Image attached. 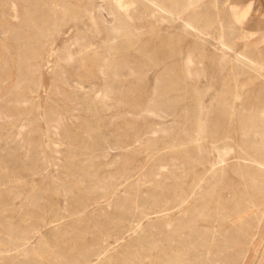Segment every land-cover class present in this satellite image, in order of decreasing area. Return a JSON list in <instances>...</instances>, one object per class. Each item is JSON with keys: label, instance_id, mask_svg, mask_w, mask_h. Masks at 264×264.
Listing matches in <instances>:
<instances>
[{"label": "rangeland", "instance_id": "374dc122", "mask_svg": "<svg viewBox=\"0 0 264 264\" xmlns=\"http://www.w3.org/2000/svg\"><path fill=\"white\" fill-rule=\"evenodd\" d=\"M51 1L0 0V264H264V31L241 30L251 5L158 0L179 14L152 17L147 0H127L131 15L114 0ZM99 3L117 14L104 21Z\"/></svg>", "mask_w": 264, "mask_h": 264}, {"label": "bare ground", "instance_id": "6f19581e", "mask_svg": "<svg viewBox=\"0 0 264 264\" xmlns=\"http://www.w3.org/2000/svg\"><path fill=\"white\" fill-rule=\"evenodd\" d=\"M6 1V0H5ZM30 1V0H29ZM53 1V0H52ZM51 1V2H52ZM97 1V0H96ZM104 1V0H103ZM107 0H105V2H106ZM109 1V0H108ZM107 1V2H108ZM112 1V0H111ZM119 6H121V8L122 7H124L125 5H126V7H124V9H123V11H121L122 12V14L123 13H127L128 15H131V13H132V9L130 8V6L131 5H133V0H131L132 2H130V3H128V1L127 0H114ZM126 1H127V3H126ZM135 1V0H134ZM140 1V0H139ZM147 1H149L151 4H152V17L154 16V13H158L159 14V17H163V13H166V14H168V16L169 15H176V16H178V14H179V12H175L174 13V11L173 10H171V9H169V8H167V7H165L166 5H163L161 2H159L158 0H147ZM191 1V0H190ZM24 2H25V0H24ZM99 2V1H98ZM101 2V1H100ZM104 2V3H105ZM137 2L138 1H136V4H137ZM37 3V2H36ZM53 3V2H52ZM65 3V2H64ZM139 3V2H138ZM167 3V2H166ZM177 3H179V2H177ZM187 3V2H186ZM185 3V4H186ZM196 3V2H195ZM47 4H48V2H47ZM115 4V3H114ZM135 4V5H136ZM168 4V3H167ZM170 4V3H169ZM188 4V3H187ZM201 4V3H200ZM199 4V5H200ZM178 5V4H177ZM227 5V4H226ZM14 7H12L13 8V13H11L13 16H15V17H18L19 16V10H18V7L16 6V5H13ZM53 6V5H52ZM58 6V5H57ZM98 6H99V9H100V12H101V16H102V18H103V20L104 21H109V16L110 17H113L114 16V14H117V13H114V12H112V11H114V10H112V11H110V10H108L109 12H105V8L103 7V3H99L98 4ZM133 7V6H132ZM47 8V7H46ZM58 8V7H57ZM119 8V7H118ZM134 8L135 9H137L135 6H134ZM227 8V7H226ZM230 8V7H229ZM238 8V7H237ZM56 9V8H55ZM48 10H50V9H48ZM65 10V9H64ZM75 10V9H74ZM144 10V9H143ZM151 10V9H150ZM229 10V9H228ZM46 11V10H45ZM118 11H120V10H118ZM175 11H176V9H175ZM47 12V11H46ZM55 12V11H54ZM139 12V11H138ZM242 12V11H241ZM240 12V13H241ZM245 12V11H244ZM48 13V12H47ZM46 13V14H47ZM50 13V12H49ZM52 13H53V11H52ZM75 13V12H74ZM82 13V12H81ZM150 12H148V13H146V14H149ZM227 13V12H226ZM243 13V12H242ZM9 14V13H8ZM41 14V13H40ZM119 14V13H118ZM139 14V13H138ZM146 14H145V16H146ZM163 14V15H162ZM165 14V15H166ZM191 14V13H190ZM11 15V16H12ZM31 15V14H30ZM45 15V14H44ZM74 15H76V14H74ZM150 15V14H149ZM160 15H162V16H160ZM188 15V14H187ZM193 15V14H192ZM199 15V14H198ZM241 15V14H240ZM47 16V15H46ZM168 16H166V19H167V17ZM195 16V15H194ZM194 16H192L193 18H194ZM229 16H230V14H229ZM246 16V15H245ZM7 17V16H6ZM37 17V16H36ZM66 17V16H65ZM117 17V16H116ZM146 17H148L149 18V16H146ZM151 17V16H150ZM158 17V18H159ZM232 17V16H231ZM231 17H229V20H230V18ZM59 18V17H58ZM119 18V17H118ZM169 18V17H168ZM199 18V17H198ZM218 18V17H217ZM14 19V18H13ZM68 19V18H67ZM115 19H117V18H115ZM128 19V18H127ZM140 19V18H139ZM153 19V18H152ZM201 19V18H200ZM233 19V18H232ZM244 19V18H243ZM16 20V19H15ZM69 20V19H68ZM73 20V19H72ZM142 20V19H141ZM194 20V19H193ZM240 20V19H239ZM130 21V20H129ZM143 21V20H142ZM145 21V20H144ZM155 21V20H154ZM164 21V20H163ZM162 21V22H163ZM176 21V20H175ZM231 21V23H232V20H230ZM235 21V20H234ZM233 21V22H234ZM25 22V21H24ZM33 22V21H32ZM43 22V21H42ZM116 22V21H115ZM201 22V21H200ZM240 22V21H239ZM184 23V27H185V30H188V32L189 31H192V30H197V32L199 33H203L202 32V29L199 27V26H197V25H194L193 24V22L190 20V18H188V19H186L185 20V22H183ZM230 23V24H231ZM237 23V22H236ZM241 23V22H240ZM38 24H39V21H38ZM49 24V23H48ZM201 24H203V23H201ZM229 24V25H230ZM24 25H26V24H24ZM115 25V24H114ZM206 25V24H205ZM216 25V24H215ZM232 25H234V24H232ZM231 25V27H233ZM239 25V24H238ZM237 26V25H236ZM240 26V25H239ZM37 27V26H36ZM40 27V26H39ZM112 27V26H111ZM158 27V26H157ZM183 27V28H184ZM213 27V26H212ZM235 27V26H234ZM233 27V28H234ZM17 28V27H16ZM21 28V27H20ZM46 28V27H45ZM113 29H114V27H112ZM111 28V29H112ZM232 28V29H233ZM236 28V27H235ZM238 28H240V27H238ZM34 29V28H33ZM57 29V28H56ZM116 29V28H115ZM182 29V28H181ZM222 29V28H221ZM51 30V29H50ZM182 30H184V29H182ZM205 30H207L206 28H205ZM212 30V29H211ZM234 30V29H233ZM237 30V29H236ZM238 30H240V29H238ZM6 31V30H5ZM14 31V30H13ZM116 31V30H115ZM162 31V30H161ZM25 32V31H24ZM33 32V31H32ZM116 32H118V31H116ZM124 32V31H123ZM139 32V31H138ZM181 32V31H180ZM185 32V31H184ZM193 32H195V31H193ZM16 33V32H15ZM45 33V32H44ZM205 33H207V32H205ZM7 34H9V33H7ZM25 34V33H24ZM28 34V33H27ZM16 35V34H15ZM52 35H54V34H52ZM223 35V34H222ZM3 36V35H2ZM42 36V35H41ZM55 36V35H54ZM138 36V35H137ZM189 36V35H188ZM122 37V36H121ZM199 37V36H198ZM206 37V36H205ZM49 38V37H48ZM220 39H218L219 40V46L220 47H222V48H225V49H227V50H230L231 51V49H232V47H231V45H229L225 40L226 39H224L222 36L221 37H219ZM14 39V38H13ZM122 39V38H121ZM31 40H32V38H31ZM50 40V39H49ZM85 40V39H84ZM237 40V39H236ZM230 41V40H229ZM29 42V41H28ZM44 42H46V41H44ZM119 42V41H118ZM27 43V42H26ZM232 43V42H231ZM236 43V42H235ZM31 45V44H30ZM74 45H76V44H74ZM35 46V45H34ZM2 47V46H1ZM77 47V46H76ZM214 48V47H213ZM22 49V48H21ZM110 49V48H109ZM37 50H39V48L37 49ZM41 51V50H40ZM25 52V51H24ZM34 53V52H33ZM58 53V52H57ZM68 53V52H67ZM71 54V53H70ZM42 56V55H41ZM58 57H59V55H58ZM19 58V57H18ZM67 58V57H66ZM110 58V57H109ZM235 58H237L238 60H240L241 61V59H242V56H238V57H235ZM62 59V58H61ZM187 59V58H186ZM247 59H248V61H249V58L247 57ZM67 60V59H66ZM191 60H192V58H191ZM243 61H244V59H243ZM245 61H246V59H245ZM27 62V61H26ZM110 62V61H109ZM112 62V61H111ZM192 62V61H191ZM190 62V63H191ZM252 62V61H251ZM260 62V61H259ZM7 63V62H6ZM5 63V64H6ZM132 63V62H131ZM186 63H188L187 61H186ZM246 63V62H245ZM258 63V62H257ZM248 64V63H247ZM57 65V64H56ZM135 65V64H134ZM253 66V65H252ZM251 66V67H252ZM7 67V66H6ZM35 67V66H34ZM256 67V66H255ZM264 67V66H263ZM36 68V67H35ZM113 68V67H112ZM235 69V68H234ZM258 69V68H257ZM261 69V68H260ZM264 69V68H263ZM59 70V69H58ZM75 70V69H74ZM125 70V69H124ZM189 70V69H188ZM141 71V70H140ZM258 71V70H257ZM128 72V71H127ZM54 73V72H53ZM145 73V72H144ZM69 74V73H68ZM137 74V73H136ZM142 74V73H141ZM113 75V74H112ZM120 75V74H119ZM125 75V74H124ZM133 75V74H132ZM67 77V76H66ZM94 77V76H93ZM118 77V76H117ZM129 77H131V76H129ZM31 79V78H30ZM29 79V80H30ZM247 79V78H246ZM126 80H127V78H126ZM35 81V80H34ZM26 82H27V80H26ZM130 82V81H129ZM71 83H73V82H71ZM95 83V82H94ZM101 83V82H100ZM118 83V82H117ZM4 84H5V82H4ZM14 84H16V83H14ZM58 84V83H57ZM90 84V83H89ZM42 85V84H41ZM70 85V84H69ZM97 85V84H96ZM101 85V84H100ZM99 85V86H100ZM103 85V84H102ZM74 86V85H73ZM85 86V85H84ZM25 87V86H24ZM64 87V86H63ZM68 87V86H67ZM19 88V87H18ZM37 88V87H36ZM35 88V89H36ZM13 89V88H12ZM162 89V88H161ZM102 91H103V89H101ZM14 91V90H13ZM24 91V90H23ZM57 92V91H56ZM59 92H60V90H59ZM75 92H77V91H75ZM101 93V92H100ZM63 94V93H62ZM76 94V93H75ZM152 94V93H151ZM118 95V94H117ZM18 96V95H17ZM95 96V95H94ZM112 97V96H111ZM119 97V96H118ZM160 97V96H159ZM8 98H10L9 96H8ZM12 98V97H11ZM17 99V98H16ZM19 99V98H18ZM17 99V100H18ZM62 99V98H61ZM156 99V98H155ZM167 99V98H166ZM16 100V101H17ZM28 100H30V99H28ZM65 100V99H64ZM151 100V99H150ZM8 101V100H7ZM14 101V100H13ZM24 101H25V99H24ZM93 101V100H92ZM159 101V100H158ZM12 102V101H11ZM67 102V101H66ZM113 102V101H112ZM118 102V101H117ZM19 104V103H18ZM23 104V103H22ZM94 104H95V102H94ZM28 105V104H27ZM170 105V104H169ZM107 106V105H106ZM71 107V106H70ZM144 107V106H143ZM151 107V106H150ZM170 107V106H169ZM60 108V107H59ZM12 109V108H11ZM56 109V108H55ZM137 109V108H136ZM158 109V108H157ZM160 109L162 110V108L160 107ZM160 109H159V111H160ZM165 109V108H164ZM132 110V109H131ZM131 110H130V112H131ZM167 110V109H166ZM33 111V110H32ZM48 111V110H47ZM78 111V110H77ZM141 111V110H140ZM139 111V112H140ZM145 111H148V110H145ZM150 111V110H149ZM148 111V112H149ZM163 111V110H162ZM51 112V111H50ZM152 112V111H151ZM70 113V112H69ZM154 113H156V112H154ZM130 114V113H129ZM77 115V114H76ZM151 115V114H150ZM157 115V114H156ZM154 116V115H153ZM74 117V116H73ZM88 117V116H87ZM150 117V116H149ZM155 117V116H154ZM72 118V117H71ZM116 118V117H115ZM163 118V117H162ZM1 119H2V117H1ZM117 119V118H116ZM259 119V118H258ZM262 119V118H261ZM12 120V119H11ZM28 122V121H27ZM29 123V122H28ZM264 123V122H263ZM26 124V123H25ZM79 124V123H78ZM84 124V123H83ZM146 124V123H145ZM162 124V123H161ZM258 124V123H257ZM262 124V123H261ZM27 125V124H26ZM25 125V126H26ZM175 125V124H174ZM28 126V125H27ZM246 126V125H245ZM156 127V126H155ZM165 127V126H164ZM54 128V127H53ZM167 128V127H166ZM56 129V128H55ZM62 129V128H61ZM67 129V128H66ZM168 129V128H167ZM57 130V129H56ZM155 130V129H154ZM164 131V130H163ZM167 131V130H166ZM50 133V132H49ZM171 133V132H170ZM251 133V132H250ZM54 134V133H53ZM58 134V133H57ZM247 134V133H246ZM264 134V133H263ZM33 135V134H32ZM20 137V136H19ZM21 138V137H20ZM58 138V137H57ZM145 139V138H144ZM62 140V139H61ZM147 141V140H146ZM242 141V140H241ZM38 142V141H37ZM222 142V141H221ZM12 143V142H11ZM76 143V142H75ZM256 143H258V142H256ZM48 144V143H47ZM78 144V143H77ZM260 145V144H259ZM12 146V145H11ZM55 146H57V145H55ZM63 146V145H62ZM79 147V146H78ZM74 148V147H73ZM87 148V147H86ZM111 148H113V147H111ZM207 148V147H206ZM217 148V147H216ZM236 148V147H235ZM223 149H226V148H223ZM234 149V148H233ZM75 150V149H74ZM80 150V149H79ZM227 150H229V149H227ZM132 151V150H131ZM189 151V150H188ZM230 151V150H229ZM236 151V150H235ZM248 151V150H247ZM225 152V151H224ZM29 153V152H28ZM91 153V152H90ZM163 153V152H162ZM204 153V152H203ZM227 153H228V151H227ZM252 153V152H251ZM57 154V153H56ZM63 154V153H62ZM197 154V153H196ZM207 154V153H206ZM224 154H226V153H224ZM243 154V153H242ZM21 155V154H20ZM55 155V154H54ZM173 155H175V154H173ZM228 155V154H227ZM197 156V155H196ZM221 156V155H220ZM224 156V155H223ZM248 156V155H247ZM63 157V156H62ZM82 157V156H81ZM94 157V156H93ZM165 157V156H164ZM181 157H183L182 155H181ZM207 157V156H206ZM222 157V156H221ZM220 157V158H221ZM253 157V156H252ZM45 158V157H44ZM77 158V157H76ZM147 158V157H146ZM158 158V157H157ZM160 158H162V157H160ZM177 158V157H176ZM243 158H246V156L245 157H243ZM248 158V157H247ZM95 159V158H94ZM188 159V158H187ZM224 159V158H223ZM223 159H221V160H223ZM249 159H251V158H249ZM66 160V159H65ZM147 160V159H146ZM246 160V159H245ZM254 160V159H253ZM253 160H251V161H253ZM93 161V160H92ZM206 161V160H205ZM249 161V160H248ZM255 161H257V160H255ZM30 162V161H29ZM158 162V161H157ZM182 162V161H181ZM189 162V161H188ZM207 162V161H206ZM258 162V161H257ZM56 163V162H55ZM60 163V162H59ZM182 163H184V162H182ZM251 163V162H250ZM114 164V163H113ZM124 164V163H123ZM148 164V163H147ZM176 164V163H175ZM187 164H189V163H187ZM198 164V163H197ZM39 165V164H38ZM57 165V164H56ZM130 165V164H129ZM253 165H255V164H253ZM256 165H258V164H256ZM63 166V165H62ZM142 167H143V165H142ZM255 167V166H254ZM80 168V167H79ZM169 168V167H168ZM217 168V167H216ZM260 168H262V167H260ZM259 168V169H260ZM32 169V168H31ZM257 169V168H256ZM36 170H38V169H36ZM75 170V169H74ZM139 170V169H138ZM48 172V171H47ZM126 172V171H125ZM154 172V171H153ZM179 172V171H178ZM243 172V171H242ZM263 172V171H262ZM92 173V172H91ZM96 173V172H95ZM129 173V172H128ZM150 173V172H149ZM157 173V172H156ZM165 173V172H164ZM66 174V173H65ZM112 174V173H111ZM131 174V173H130ZM152 174V173H151ZM219 174V173H218ZM222 174V173H221ZM94 175V174H93ZM148 176V175H147ZM167 176V175H166ZM198 176V175H197ZM204 176V175H203ZM12 177V176H11ZM168 177H169V175H168ZM223 177H224V175H223ZM256 177V176H255ZM260 177V176H259ZM262 177V176H261ZM112 178V177H111ZM161 178V177H160ZM198 178V177H197ZM70 179V178H69ZM155 179V178H154ZM212 179V178H211ZM259 179V178H258ZM109 180V179H108ZM175 180V179H174ZM180 181V180H179ZM183 181V180H182ZM193 181V180H192ZM198 181H200V180H198ZM133 182V181H132ZM135 182V181H134ZM197 182V181H196ZM224 182V181H223ZM241 182V181H240ZM257 182V181H256ZM259 182V181H258ZM69 183V182H68ZM72 183V182H71ZM190 183V182H189ZM225 183V182H224ZM242 183V182H241ZM115 184V183H114ZM129 184V183H128ZM139 184V183H138ZM149 184V183H148ZM75 185H76V183H75ZM100 185V184H99ZM145 185V184H144ZM151 185V184H150ZM167 185V184H166ZM261 185V184H260ZM264 185V184H263ZM95 186V185H94ZM147 186V185H146ZM258 186V185H257ZM262 186V185H261ZM73 187V186H72ZM128 187V186H127ZM135 187V186H134ZM142 187H143V185H142ZM97 188V187H96ZM8 189H9V187H8ZM82 189V188H81ZM99 189V188H98ZM192 190V189H191ZM256 190V189H255ZM259 190V189H258ZM34 191V190H33ZM175 191V190H174ZM183 191V190H182ZM206 191V190H205ZM261 191H263V190H261ZM65 192V191H64ZM115 192V191H114ZM190 192V191H189ZM258 192V191H257ZM264 192V191H263ZM4 193V192H3ZM125 193V192H124ZM188 193V192H187ZM215 193H216V191H215ZM259 193V192H258ZM5 194V193H4ZM7 194V193H6ZM9 194V193H8ZM38 194V193H37ZM11 195V194H10ZM19 195V194H18ZM143 195V194H142ZM182 195V194H181ZM206 195V194H205ZM234 195V194H233ZM190 196H191V194H190ZM71 197V196H70ZM82 197V196H81ZM86 197V196H85ZM36 198V197H35ZM135 198V197H134ZM164 198V197H163ZM167 198V197H166ZM171 199V198H170ZM35 200V199H34ZM76 200V199H75ZM188 200V199H187ZM243 200V199H242ZM104 202H105V200H104ZM11 204H12V200H11V202H10ZM26 203V202H25ZM94 203V202H93ZM150 203V202H149ZM86 204V203H85ZM7 205V204H6ZM31 206V205H30ZM260 206V205H259ZM1 207V206H0ZM253 207H255V206H253ZM209 208V207H208ZM136 209V208H135ZM171 209V208H170ZM85 210H86V208H85ZM94 210V209H93ZM188 210V209H187ZM168 211V210H167ZM213 211V210H212ZM20 212V211H19ZM92 212V211H91ZM122 212V211H121ZM105 213V212H104ZM205 214V213H204ZM255 214H256V212H255ZM258 214V213H257ZM257 214H256V216H257ZM32 215V214H31ZM134 215V214H133ZM239 215V214H238ZM114 216V215H113ZM259 216V215H258ZM263 216V215H262ZM77 217H79V216H77ZM116 217V216H115ZM128 217V216H127ZM248 217V216H247ZM250 217V216H249ZM9 218V217H8ZM99 218V217H98ZM260 218V217H259ZM95 219V218H94ZM112 219V218H111ZM116 219V218H115ZM118 219V218H117ZM116 219V220H117ZM141 219V218H140ZM248 219V218H247ZM225 220V219H224ZM245 219L243 218V221H244ZM255 221V220H254ZM182 222V221H181ZM197 222V221H196ZM258 222V221H257ZM261 222V221H260ZM124 223V222H123ZM157 223V222H156ZM259 223V222H258ZM257 223V224H258ZM110 224V223H109ZM260 224V223H259ZM74 225V224H73ZM101 225V224H100ZM118 226V225H117ZM133 226V225H132ZM164 226V225H163ZM66 227V226H65ZM101 228V227H100ZM145 228V227H144ZM157 228V227H156ZM177 228V227H176ZM183 228V227H182ZM107 229H109V228H107ZM106 229V230H107ZM20 230V229H19ZM110 230V229H109ZM128 230H130V229H128ZM132 230V229H131ZM152 230V229H151ZM222 230V229H221ZM35 231V230H34ZM179 231V230H178ZM194 231V230H193ZM196 231V230H195ZM211 231V230H210ZM146 232V231H145ZM240 232H242V231H240ZM156 233V232H155ZM176 233V232H175ZM61 234V233H60ZM95 234V233H94ZM137 234V233H136ZM249 234V233H248ZM253 234V233H252ZM252 236V235H251ZM184 238V237H183ZM86 239H87V237H86ZM97 239V238H96ZM28 242V241H27ZM180 242V241H179ZM237 242V241H236ZM9 243V242H8ZM7 243V244H8ZM12 243V242H11ZM224 243H227V242H224ZM186 244V243H185ZM13 245V244H12ZM129 245V244H128ZM148 245V244H147ZM175 245V244H174ZM218 245V244H217ZM231 245V244H230ZM236 245V244H235ZM15 246V245H14ZM179 246H181V245H179ZM213 246V245H212ZM245 246V245H244ZM108 247V246H107ZM147 247V246H146ZM216 247V246H215ZM90 248H92V247H90ZM120 248V247H119ZM138 248V247H137ZM231 248V247H230ZM118 250V249H117ZM226 250V249H225ZM245 250V249H244ZM107 251H109V250H107ZM141 251V250H140ZM169 251V250H168ZM61 252V251H60ZM117 252V251H116ZM27 253V252H26ZM94 253H95V251H94ZM103 252H101V253H99V255H101ZM178 253V252H177ZM41 254V253H40ZM93 254V253H92ZM169 254V253H168ZM172 254V253H171ZM170 254V255H171ZM185 254V253H184ZM59 255V256H58ZM141 255H143L142 253H141ZM213 255V254H212ZM62 256H64V254L62 255ZM54 257V256H53ZM114 257V256H113ZM145 257V255H143V258ZM39 258V257H38ZM45 258V257H44ZM43 258V259H44ZM48 258V257H47ZM97 258H99V257H97ZM193 258V257H192ZM234 258H236V257H234ZM41 259V258H40ZM100 259V258H99ZM110 259V258H109ZM109 259H107V260H109ZM121 259V258H120ZM202 259V258H201ZM220 259V258H219ZM218 259V260H219ZM70 259H68V260H64L63 258H61L60 257V254H57V257L56 258H50L49 257V259H45L44 261H41V262H39V261H35L36 262V264H78V259L77 260H70ZM106 260V259H105ZM111 260V259H110ZM123 260V259H122ZM127 260V259H126ZM134 260V259H133ZM136 260V259H135ZM157 260V259H156ZM169 260V259H168ZM171 260V259H170ZM121 261V260H120ZM128 261V260H127ZM166 261V260H165ZM174 261V260H173ZM18 262V261H17ZM22 262V261H21ZM80 262V261H79ZM113 262V261H112ZM130 262V261H129ZM143 262V261H142ZM141 262V263H142ZM148 262V261H147ZM171 262V261H170ZM213 262H215V261H213ZM81 263V262H80ZM121 263H122V261H121ZM140 263V264H141ZM144 263V262H143ZM169 263V262H168ZM81 264H94V263H92V261L90 260V261H85V262H83V263H81ZM114 264V263H113ZM118 264V263H117ZM123 264H125V263H123ZM126 264H128V263H126ZM130 264V263H129ZM138 264V263H137Z\"/></svg>", "mask_w": 264, "mask_h": 264}, {"label": "crops", "instance_id": "0c3cea01", "mask_svg": "<svg viewBox=\"0 0 264 264\" xmlns=\"http://www.w3.org/2000/svg\"><path fill=\"white\" fill-rule=\"evenodd\" d=\"M227 4L233 7L250 4L251 8L255 10V13L250 16V19L244 24L241 30L264 31V0H228Z\"/></svg>", "mask_w": 264, "mask_h": 264}]
</instances>
